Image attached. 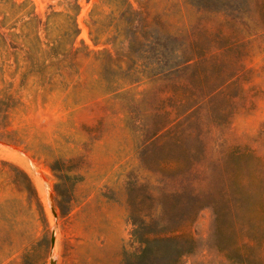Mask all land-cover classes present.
Returning a JSON list of instances; mask_svg holds the SVG:
<instances>
[{
	"label": "rangeland",
	"instance_id": "obj_1",
	"mask_svg": "<svg viewBox=\"0 0 264 264\" xmlns=\"http://www.w3.org/2000/svg\"><path fill=\"white\" fill-rule=\"evenodd\" d=\"M102 1L0 0V264H241L264 229L217 213L227 151L264 165V0Z\"/></svg>",
	"mask_w": 264,
	"mask_h": 264
},
{
	"label": "trees",
	"instance_id": "obj_2",
	"mask_svg": "<svg viewBox=\"0 0 264 264\" xmlns=\"http://www.w3.org/2000/svg\"><path fill=\"white\" fill-rule=\"evenodd\" d=\"M110 6H120L123 5L119 0H103ZM119 2V3H117ZM125 5L128 3L124 0ZM77 8L79 5L76 3ZM98 8V4L94 9ZM91 11L90 16H96L95 10ZM52 25L56 23L55 19H58L66 26L65 30L58 34V41H56V49H62L68 44L67 42L74 39L78 33V26L72 16L63 11H52L49 16ZM97 20H95L91 25V34H96L98 31V26L96 25ZM55 28V26H53ZM54 31V30H53ZM51 48V49H53ZM225 165L224 169L227 172V189L230 193V197L224 203L222 207L219 208L217 213V222L221 223L223 217H230V221L235 225H261L264 229V170L263 163L252 154L249 150L238 151L229 150L225 154V160L223 162ZM219 217V219H218ZM260 227V228H261ZM251 246L250 249L257 247L258 249H264V237L259 235H253L249 237ZM167 240L183 241L184 243L189 242L187 236H174L168 238ZM144 243V247L140 254L134 255L133 259H140L143 255H146L150 251V245L152 239L148 237L141 240ZM245 248L240 253L241 264H260L261 257L255 255L252 251ZM176 258L179 259L183 255V250L180 247H176ZM263 252V251H262Z\"/></svg>",
	"mask_w": 264,
	"mask_h": 264
},
{
	"label": "bare ground",
	"instance_id": "obj_3",
	"mask_svg": "<svg viewBox=\"0 0 264 264\" xmlns=\"http://www.w3.org/2000/svg\"><path fill=\"white\" fill-rule=\"evenodd\" d=\"M48 200H49V205H50L51 212H53V210H54V205H53L52 198H51V194H50L49 191H48ZM52 234H53V233H52Z\"/></svg>",
	"mask_w": 264,
	"mask_h": 264
},
{
	"label": "water",
	"instance_id": "obj_4",
	"mask_svg": "<svg viewBox=\"0 0 264 264\" xmlns=\"http://www.w3.org/2000/svg\"><path fill=\"white\" fill-rule=\"evenodd\" d=\"M52 213H53V215H55V214H54V213H55V210H53ZM52 236H53V235H52ZM50 264H55V261L52 260V261L50 262Z\"/></svg>",
	"mask_w": 264,
	"mask_h": 264
}]
</instances>
